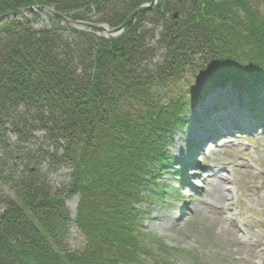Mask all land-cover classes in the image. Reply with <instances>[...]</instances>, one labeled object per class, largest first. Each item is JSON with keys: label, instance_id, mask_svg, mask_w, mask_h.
Instances as JSON below:
<instances>
[{"label": "trees", "instance_id": "obj_1", "mask_svg": "<svg viewBox=\"0 0 264 264\" xmlns=\"http://www.w3.org/2000/svg\"><path fill=\"white\" fill-rule=\"evenodd\" d=\"M157 1L144 11L153 0H0V17L54 11L42 27L40 12L0 21V178L14 193L0 191V264H171L138 203L147 189L166 195L156 168L168 167L174 132L186 127L189 92L201 93L192 74L206 72L207 90L264 86V0ZM78 23L124 30L106 37ZM159 27L162 59L149 69ZM38 129L48 142L40 159L21 146ZM42 159L71 169L66 191H52ZM73 194L75 218L66 205ZM72 225L83 239L74 250Z\"/></svg>", "mask_w": 264, "mask_h": 264}, {"label": "rangeland", "instance_id": "obj_2", "mask_svg": "<svg viewBox=\"0 0 264 264\" xmlns=\"http://www.w3.org/2000/svg\"><path fill=\"white\" fill-rule=\"evenodd\" d=\"M153 2V6L158 4L157 0H153ZM258 6L264 10V3H258ZM34 12L42 14L41 20L37 23L41 27L49 24V16L54 15L48 8ZM31 14L26 12L23 15ZM23 15H19L17 18H21ZM11 19L14 18L11 17ZM66 23L63 22V24ZM76 26L82 29L86 28L79 23ZM103 26L107 30L99 31L98 35L118 37L123 33L122 28L114 31L106 24ZM146 28L152 30L153 26L146 24ZM161 33V27L156 29L155 37L149 44L153 48L154 54V58L147 65L149 69H152L162 59L163 51L159 44ZM205 76H207L205 71H198L196 75L192 74L193 78H188V81L190 80L189 82L193 84L188 81L183 82L186 83V89L190 88L191 84L195 90L201 93L198 96L197 93L189 92L186 127L176 129L174 142L167 148L168 152L173 157H177L179 161L172 159L169 162L170 167L165 168L157 176L158 181L166 187V195L163 199L148 196L150 189H147L144 192V196L147 195L144 197L146 199L138 203L139 207L149 210V214L145 218V230L150 234L151 239H159L166 245L170 256L169 258L165 257V261L168 259L171 264H260L262 260L264 262V122H262L264 118L262 116L263 119L260 117V119H256L250 113L251 103L246 99H243L245 100L244 105L240 103L236 105L235 102L237 103L238 98L234 88L229 84L223 88L207 90ZM182 84H179V90ZM227 91L229 92L223 93ZM215 94H220L219 102L222 104L219 106H224L229 110L218 114L213 121L204 122L206 111L212 112L213 109L208 108L210 106H207V110L200 112L198 109L209 99L212 100ZM251 95L255 103L262 102L264 104V88L255 90ZM245 96L246 94H244ZM224 108L218 107L217 109L223 110ZM263 110L264 106L261 105L259 111ZM234 114L242 115L239 122L243 126L241 130L231 135L224 136V133L217 139L206 137L211 128H215L221 121L233 117ZM255 119L259 123L256 126H254ZM261 124L262 127H260ZM202 137H206L204 144L201 143ZM9 138L13 143L18 141V137L13 133H9ZM21 146L26 152H32L40 159L41 148L46 149L48 146L45 132L38 129L34 132V138ZM6 159L7 154L0 147V168L7 167ZM39 162V172L46 177L52 191H66L71 182V169L67 166H59L54 162L50 164L47 159H42ZM21 169L22 167H19L18 172ZM206 169H212L219 177L211 179L208 186L205 185L207 191L200 192V201L208 202L214 191L217 193L222 189L227 192L228 195L222 203L226 206L228 203L236 205V201L238 202L236 212H241V215L237 214L235 220L237 226L230 225L225 219V214L221 218H217L214 211L208 207H201L194 215L185 218L183 214L185 208L194 205L191 200L194 193L192 188L196 185L202 186L205 182L203 179H198L197 174L204 176ZM4 173L7 171L4 170ZM220 179L224 181L222 186L219 183ZM10 183L0 178V191H3L6 196L14 195L11 189L13 185ZM75 200L78 203L77 194H73L66 200V205L73 218L76 217L77 211V204L76 207H73ZM244 238L249 241L243 242ZM82 241V236L78 233L76 226L72 225L66 246L73 250L78 249L83 243ZM250 243L252 244L250 245ZM154 253L158 258L160 251L154 249Z\"/></svg>", "mask_w": 264, "mask_h": 264}, {"label": "bare ground", "instance_id": "obj_3", "mask_svg": "<svg viewBox=\"0 0 264 264\" xmlns=\"http://www.w3.org/2000/svg\"><path fill=\"white\" fill-rule=\"evenodd\" d=\"M228 92L229 91L223 92V93L226 94ZM219 95L220 94H215L213 96L212 100L209 99L206 103H204L201 107H199L198 112L203 111V110H207L208 108H211V110L213 109L212 112L211 111H206L204 122L213 121V120L216 119L218 114L227 112V110H229V109H225V108L223 110H221V109L218 110L217 108H215L216 107V101L220 100V96ZM207 106H210V107L207 108ZM257 115L259 117H261V118L263 116V118H264V110L263 111H258ZM241 118H242V115L234 114L233 117H229V118L223 120V122L221 121L218 126H216L213 129L211 128L210 131H208V133L206 134V137L210 136V139H217V137L222 136L224 133H225L224 134V136H225V135H231V134H233L235 132H238V130H241L243 128V126H241L242 124L241 123L239 124V122L241 121ZM262 122H264V121H262ZM228 124H230L232 126H229ZM257 124H259V123H257V120H256L254 126H256ZM262 126L263 125L261 124L260 127H262ZM206 137H202L201 138V140H202L201 143L204 144L206 142L205 141ZM182 148H183V145H182L181 149ZM204 151H205V149H204ZM205 176H207V177H205ZM218 177H219L218 174H216V172H214L212 169H206V171L204 172V176L197 174V178L198 179H203L205 182H204V185H202V186L196 185V187L192 188V191H194V193H193V195L191 197V200L194 203V205L193 206L189 205L187 208H185V210L183 212L185 218H187V217H189L191 215H194L201 207L210 208L212 211H214L215 216L217 218H221L222 215L224 216V214H225L226 217L227 216L229 217V216L232 215L231 211L226 209L225 205L222 203V201L226 198V195H228L227 192H225L222 189L220 191H218L217 193H215V191H214L213 192V196H211V199L208 202L207 201L206 202H201L200 201V197H199L200 196V192L201 191H204V192L207 191L206 190L207 188H206L205 185L208 186L210 184L211 179L218 178ZM223 182L224 181L222 179L219 180L220 186L223 185ZM221 203H222V205H220ZM76 204H77V200H75L73 202V207H76ZM229 219L231 221L230 225H232V226L236 225L237 226L235 218H229ZM239 236L242 239V236L240 235V233H239ZM242 241L243 242L244 241H249V239H245L244 238ZM251 244L252 243H250V245Z\"/></svg>", "mask_w": 264, "mask_h": 264}, {"label": "water", "instance_id": "obj_4", "mask_svg": "<svg viewBox=\"0 0 264 264\" xmlns=\"http://www.w3.org/2000/svg\"><path fill=\"white\" fill-rule=\"evenodd\" d=\"M153 4H154V2H152V3H150V4H147L144 8H143V10L145 11L146 9H149L150 7H152L153 6ZM160 4V3H159ZM43 8H46V7H34V6H30V7H28V8H26V9H24V10H21V11H19V12H12V13H7V14H5V15H3V16H1L0 17V21H2V20H4V19H8V18H11V17H17V16H21V15H23V14H25L26 12H30V13H32V12H34V11H37V10H42ZM50 10H52V9H50ZM52 12H53V10H52ZM58 16H60L61 17V15H58ZM134 19H135V13L131 16V18L128 20V22H127V25L128 26H130L132 23H134L133 21H134ZM86 25H88L89 27H91V28H97V29H100V30H105V27L104 26H97V25H94V24H86Z\"/></svg>", "mask_w": 264, "mask_h": 264}]
</instances>
